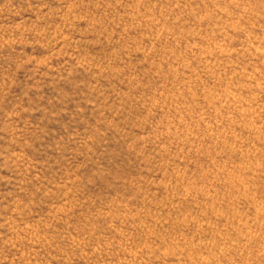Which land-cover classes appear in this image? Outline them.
Segmentation results:
<instances>
[{"label":"rangeland","instance_id":"1","mask_svg":"<svg viewBox=\"0 0 264 264\" xmlns=\"http://www.w3.org/2000/svg\"><path fill=\"white\" fill-rule=\"evenodd\" d=\"M0 264H264V0H0Z\"/></svg>","mask_w":264,"mask_h":264}]
</instances>
